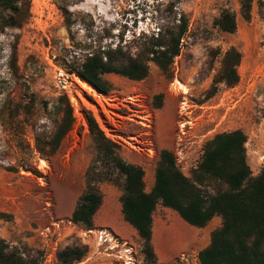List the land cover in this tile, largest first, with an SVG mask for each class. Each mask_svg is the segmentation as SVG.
I'll list each match as a JSON object with an SVG mask.
<instances>
[{"label":"rangeland","instance_id":"rangeland-1","mask_svg":"<svg viewBox=\"0 0 264 264\" xmlns=\"http://www.w3.org/2000/svg\"><path fill=\"white\" fill-rule=\"evenodd\" d=\"M62 1L31 0L29 21L21 29L0 31V213L8 217L0 218V237L25 256L42 253V264L47 250L56 244L58 255L66 248L87 246L89 252L78 264H148L142 240L123 215V226L103 223L110 197H115L116 208H122L119 186L108 182L99 186L103 204L95 229L87 230L67 218L86 191V172L98 154L88 113L107 138L121 145L120 154L127 162L145 169L147 182L155 174L161 150L171 151L190 177L205 144L217 134L235 130L246 134L247 162L253 176L259 175L264 167V0H255L250 21L242 19L239 0L67 2L71 34L60 8L65 6ZM225 9L237 15L233 35L215 26ZM181 13L188 17L189 29L172 66L173 78L151 64L149 76L141 82L106 75L112 87L110 94L103 95L69 73L73 53L82 57L87 53L85 45H124L142 34L157 33ZM231 47L242 54L240 82L233 88L220 85L210 97L214 76ZM180 83L185 89L179 88ZM62 93L70 99L76 122L58 152L47 159L37 150V138L54 131L60 119L54 107ZM158 95H163L161 109L154 104ZM45 118L54 126L51 130L40 123ZM96 167L101 171L100 163ZM110 187L117 190L116 195L109 193ZM167 211L159 207L154 214L157 248L164 253L161 230L174 224L188 233L192 244L174 248L168 253L176 252L169 256L166 250L162 256L154 235L157 264H199V252L210 244L222 219L192 230L176 223L175 211ZM124 226L135 233H128ZM58 255L57 262L46 264H59Z\"/></svg>","mask_w":264,"mask_h":264},{"label":"trees","instance_id":"trees-1","mask_svg":"<svg viewBox=\"0 0 264 264\" xmlns=\"http://www.w3.org/2000/svg\"><path fill=\"white\" fill-rule=\"evenodd\" d=\"M82 1L63 0L62 4ZM254 2L239 0L244 21L251 20ZM60 8L71 34L68 5ZM30 18L31 0H0V31L21 29ZM215 26L222 33L235 34L238 29L236 13L230 9L223 10L215 20ZM188 29L189 19L181 13L179 19L157 33L151 36L142 34L124 45L121 42L115 47L104 46L101 42L85 45L87 53L82 57L73 53L69 73L88 82L103 95L110 94L112 87L105 79L106 75L141 82L149 76L151 64L156 65L166 77L173 78L172 66L181 54L182 40ZM241 61L242 54L235 47L224 53L213 79L210 97L220 85L233 88L239 84ZM162 98L163 95L154 98L156 109L162 108ZM54 111L60 116L54 131L45 138H37V150L47 159L58 152L76 122L66 93L58 97ZM87 119L98 154L86 172V191L78 199L71 217L73 223L87 230L95 229V217L103 204L99 186L108 182L122 189L120 203L124 221L137 231L148 264L158 262L154 248V214L158 205L175 211L187 224L199 229L206 228L215 217L222 219L221 227L211 235L210 244L199 252V264H264V167L259 175L253 176L247 162V136L243 131L220 133L209 140L190 177L179 168L171 151L161 150L155 169V184L148 192L145 169L121 156V145L106 137L91 112ZM98 163L101 171L96 167ZM0 218L8 217L0 213ZM88 252L87 246L66 248L58 255L59 264H78ZM42 262V253L25 256L20 251L11 250L0 237V264Z\"/></svg>","mask_w":264,"mask_h":264},{"label":"crops","instance_id":"crops-1","mask_svg":"<svg viewBox=\"0 0 264 264\" xmlns=\"http://www.w3.org/2000/svg\"><path fill=\"white\" fill-rule=\"evenodd\" d=\"M146 172V171H145ZM147 178V173L145 174V182H146V190L148 191V192H150L151 190H152V188L154 187V184H155V174L154 173H152V174H150L149 176H148V178H149V182H147L146 179ZM108 191H109V193H112V195H116V193H117V190L114 188V187H110V188H108ZM120 194V196L122 195V192L121 193H119ZM110 197V196H109ZM108 204H109V207H108V211L106 212V214H105V216H104V220H103V223H106L107 225H109V226H111V227H117L118 225H120V226H123L124 224H123V220H122V213H121V210H120V208L118 207V208H116V210H113L114 208H115V206L117 205V203H116V200H115V197H110V199H109V201H108ZM76 206H77V203L70 209V212L68 213V215H67V218H71L72 217V214H73V212H74V210H75V208H76ZM159 207H162V209H164V210H166V212H168L167 211V209L168 208H165V207H163L162 205H158V208ZM157 208V209H158ZM121 213V214H120ZM120 214V215H119ZM170 215H175V214H170ZM109 216V217H108ZM176 217H175V220L177 221H180L179 220V218H177V216L178 217H180L179 215H175ZM217 218H219V217H215L213 220H212V223H213V221L216 223V222H219V219H217ZM154 219H155V215H154ZM180 219H182L181 217H180ZM183 220V219H182ZM184 221V220H183ZM185 222V221H184ZM187 224V223H186ZM188 225V227L190 228V229H192V230H194L193 228H195V227H192V226H190L189 224H187ZM154 227H155V224H154ZM124 229H127L126 231L128 232V233H130V234H134L135 232H137L136 230H135V232L133 231V230H131L130 228H128V227H126V226H124L123 227ZM158 232L155 230V228H154V235H155V243H156V248H157V246H158ZM157 251L158 252H161L160 250H159V248H157ZM176 252V251H175ZM175 252H173V253H166V256H169V255H171V254H174ZM162 253V256H164V253L163 252H161Z\"/></svg>","mask_w":264,"mask_h":264},{"label":"bare ground","instance_id":"bare-ground-1","mask_svg":"<svg viewBox=\"0 0 264 264\" xmlns=\"http://www.w3.org/2000/svg\"><path fill=\"white\" fill-rule=\"evenodd\" d=\"M85 87L88 90L93 91L92 88H90V86H88L87 84H85ZM180 89H185V86L183 84L180 83L179 86ZM116 210V207L115 209ZM121 214V213H120ZM119 214V215H120ZM122 215V214H121ZM109 217V216H108ZM182 221V222H181ZM181 221H176L177 224H181L183 226H186V223H184L183 220ZM184 223V224H183ZM179 225H172L170 228H164L163 230H161V234H160V244H161V249L164 251V253H166L165 251L167 250L168 252H171L174 250V248H178L183 244H189L191 245L192 243L189 242V235L188 233H185L181 230V228L178 227ZM181 227V226H180ZM184 229V227H183ZM186 229V228H185ZM194 229V228H193ZM189 230V229H188ZM195 230V229H194ZM196 247V245H195ZM167 248V249H166ZM189 248V247H188Z\"/></svg>","mask_w":264,"mask_h":264},{"label":"built area","instance_id":"built-area-1","mask_svg":"<svg viewBox=\"0 0 264 264\" xmlns=\"http://www.w3.org/2000/svg\"><path fill=\"white\" fill-rule=\"evenodd\" d=\"M57 252H58L57 244L51 248V251L48 249L45 254V264L46 262H52V261L57 262V255H58Z\"/></svg>","mask_w":264,"mask_h":264},{"label":"clouds","instance_id":"clouds-1","mask_svg":"<svg viewBox=\"0 0 264 264\" xmlns=\"http://www.w3.org/2000/svg\"><path fill=\"white\" fill-rule=\"evenodd\" d=\"M41 124H48L49 126V130H51L54 126L51 124V122L49 120H47V118H45L44 120L40 121Z\"/></svg>","mask_w":264,"mask_h":264},{"label":"water","instance_id":"water-1","mask_svg":"<svg viewBox=\"0 0 264 264\" xmlns=\"http://www.w3.org/2000/svg\"><path fill=\"white\" fill-rule=\"evenodd\" d=\"M89 84V83H88ZM90 85V84H89Z\"/></svg>","mask_w":264,"mask_h":264}]
</instances>
